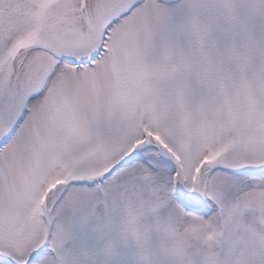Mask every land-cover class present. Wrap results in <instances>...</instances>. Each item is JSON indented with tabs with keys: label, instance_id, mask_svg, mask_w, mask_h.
Here are the masks:
<instances>
[{
	"label": "snow or ice",
	"instance_id": "1",
	"mask_svg": "<svg viewBox=\"0 0 264 264\" xmlns=\"http://www.w3.org/2000/svg\"><path fill=\"white\" fill-rule=\"evenodd\" d=\"M0 264H264V0H0Z\"/></svg>",
	"mask_w": 264,
	"mask_h": 264
}]
</instances>
